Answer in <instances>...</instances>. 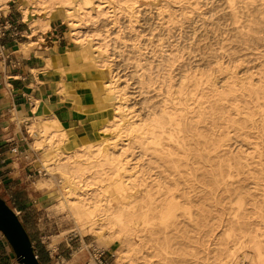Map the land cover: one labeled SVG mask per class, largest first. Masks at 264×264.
I'll return each mask as SVG.
<instances>
[{"label": "rangeland", "instance_id": "1", "mask_svg": "<svg viewBox=\"0 0 264 264\" xmlns=\"http://www.w3.org/2000/svg\"><path fill=\"white\" fill-rule=\"evenodd\" d=\"M130 1L134 2L130 7L135 12V21L132 24L126 16L127 4ZM110 2L113 10L118 11L116 25L110 24L107 16H99L89 25L86 34L96 35L98 41L106 42L108 54L114 53L111 57L115 58L116 71L123 79L128 80L129 102H137L136 107L140 106L143 110L156 101L164 100L165 77L175 84V89H179L182 82L199 80L196 86L189 87L190 95L201 99L205 104L207 100H215L216 96L208 92L206 85L209 68L213 65L206 67L198 62L199 58L219 54L223 62H227L229 58L245 54L255 60L254 64L264 62V0H236L237 21H233L229 16V9L224 0ZM11 6L15 7L16 4L12 2ZM2 10L5 13L7 8L3 7ZM120 10L122 12H119ZM55 23L61 24L63 31H67L65 24L57 20ZM65 37L69 40L71 48L75 47L67 34ZM73 57L77 64H73L71 71L90 74V88L103 82L101 68L84 64L82 57L77 54ZM163 61L165 62L162 65ZM259 68L264 69V65ZM93 104V110L83 115L87 141L73 148L70 145L66 148L62 147L61 140L64 138L59 135L52 137L46 148H41L40 173L38 172L28 184L36 190L38 217L50 219L46 228L51 234L58 235L56 238L52 237L53 244L62 238L77 234L92 241L99 250L111 246L113 253L117 244L107 246V230L104 240H101L86 232L85 227L76 226L70 215L61 209V198L58 194L64 184L56 183L61 174L52 166L49 171L52 176L46 175L41 165L44 151H48L53 157H60L63 153L72 156L95 142L96 139H88L90 131L94 133L97 128L100 130L108 125L105 121L112 117L111 108L107 104L100 101L97 104L93 101ZM186 111L189 110L178 112L186 114ZM158 115L156 114V117ZM194 115L196 114L192 113L190 117ZM237 123L241 125V121ZM216 125L218 131L222 132L225 128V123L219 122ZM200 126H204L201 131L209 133L212 121L202 120ZM243 130L245 135V131H249ZM250 132L251 135L254 131ZM42 136L44 139L45 135ZM103 137L110 139L108 142L117 140L108 132L104 133ZM242 138L249 139V134L233 136L227 144L232 146V155L227 154L209 161L206 159L204 163L191 161L184 165L177 161L172 164L158 155H152L150 150L145 154L137 145L127 148L123 156V162L128 169L125 174L137 184L131 192L139 190L137 201L143 211L150 205L159 209L171 198L180 206L175 212V217L166 224L160 225L156 221V236L160 237L162 242L166 239V245L171 246L170 249L178 253L180 258L186 259L189 264H208L214 260L218 262V259L225 262L228 260L230 249L250 240L252 229L258 228L259 233L264 234V157L263 165L258 166L256 155L252 153L253 146H240L239 141ZM220 139H226L224 134ZM68 141L70 142L69 137L65 138V143L69 144ZM34 148L37 149L35 146ZM241 150H245L242 154L245 158L233 160L232 157ZM223 160H227L230 167ZM103 167L107 172H111L108 165ZM87 181H90V178ZM41 182L43 185H40ZM144 183L148 184L146 188ZM89 194L93 195L91 192ZM101 200V204H104L102 196ZM140 230L145 233L142 226L139 227L138 231ZM35 252L38 254L37 249Z\"/></svg>", "mask_w": 264, "mask_h": 264}, {"label": "bare ground", "instance_id": "2", "mask_svg": "<svg viewBox=\"0 0 264 264\" xmlns=\"http://www.w3.org/2000/svg\"><path fill=\"white\" fill-rule=\"evenodd\" d=\"M8 1L10 0H0L1 9L8 7ZM11 1L17 5L23 21L27 22L32 30L26 34L29 41L20 43V52L27 55L32 47L37 45L31 37L37 33H46L51 22L57 20L66 25L65 34L75 44V47L66 49V60L72 61L73 56L77 54L82 57L84 64L101 68L103 71V82L99 86H92L91 96L94 103L100 101L111 108L112 118L105 121L109 124L100 130L97 128L96 132L91 134L96 140L85 148V151H77L76 155L72 156L63 153L60 157L50 156L48 151H44L42 155L41 168L46 175L52 176L49 172L52 166L61 174L56 180L57 185L64 184L58 194L61 198V209L70 215L76 226L85 227L86 232L101 240H104L107 230V246L117 244L113 251L112 264H189L186 259L173 252L171 246L166 245V239L162 242L160 237L156 236V221L160 225L166 224L175 217V212L180 206L171 198L159 209L150 205L143 211L137 201L139 190L131 192L137 184L127 178L128 174L125 172H128V169L123 162V156L127 148L137 145L145 154L150 150L152 155H158L172 164L177 161L184 165L191 161L204 163L206 159L209 161L227 154L232 155V146L227 144L233 136L249 134V139L242 138L239 144L247 148L253 146L252 153L256 155L257 165L262 166L264 69L259 67L264 65V62L254 64L255 60L245 54L229 58L227 62H223L219 54L199 58L200 64L206 67L213 65L209 68L206 85L208 92L216 96L215 100H207L205 104L201 99L190 95L189 87L196 86L199 80L182 82L179 89H175V84L165 77L164 100L156 101L143 110L140 106L136 107L137 102H129L128 80L123 79L116 71L115 58L111 57L114 53L108 54L106 42L98 41L96 35L86 34L89 25L99 16H107L110 24L116 25L118 11L110 6V0ZM235 1L224 0L233 21L238 20ZM131 3L132 1L127 4L126 15L130 24L135 21ZM257 70L259 71L249 74ZM60 88L63 89V86ZM38 104L35 100L34 112H37ZM184 109L189 111H186V114L178 112ZM192 113L196 115L190 117ZM156 114H159L158 117ZM202 120L212 121L209 133L201 131L204 127L200 126ZM240 121L241 125H238L237 122ZM219 122L225 123L222 132L216 129V123ZM243 129H249L248 132L245 131L246 135ZM250 130L254 131L251 135ZM28 131L35 135L33 145L37 149L46 148V144L55 135L64 138L61 140L62 147L69 146L65 143V129L54 116H36L31 119ZM107 132L117 140L108 142L110 139L103 137ZM223 134L226 137L224 140L220 139ZM42 135H45L44 139ZM226 145L227 147L223 148ZM244 152L245 150L239 151L232 159L236 161L240 157L245 158L242 155ZM223 161L230 167L227 160ZM103 165H108L111 172H107ZM89 178L90 181H87ZM42 183L40 185H43ZM143 186L146 188L148 184L144 183ZM83 187L88 189L82 190ZM101 196L104 204H101ZM153 216L157 218L154 219ZM140 226L145 230L144 234L141 230L138 231ZM228 254L227 261L221 262L218 259V262L214 260L208 264H264V234L259 233L258 228L252 229L250 240L230 249Z\"/></svg>", "mask_w": 264, "mask_h": 264}, {"label": "crops", "instance_id": "3", "mask_svg": "<svg viewBox=\"0 0 264 264\" xmlns=\"http://www.w3.org/2000/svg\"><path fill=\"white\" fill-rule=\"evenodd\" d=\"M12 2L8 1L5 13L2 11V21L11 27L0 40V197L17 213L37 249L40 264H112L111 246L99 250L92 241L77 234L53 244L52 237L58 235L46 228L50 219L38 217L36 190L28 182L40 173L42 149L34 148L35 135L29 133L28 125L36 116H54L65 129L72 148L85 143L83 115L90 113L94 105L91 75L71 71L77 62L66 60L70 42L55 21L47 33L31 37L37 45L27 55L20 52V43L29 41L26 34L32 30ZM35 100L39 103L37 112L33 109ZM91 134L90 131L88 139H93ZM13 148L16 155L11 152ZM0 264H20L1 233Z\"/></svg>", "mask_w": 264, "mask_h": 264}, {"label": "water", "instance_id": "4", "mask_svg": "<svg viewBox=\"0 0 264 264\" xmlns=\"http://www.w3.org/2000/svg\"><path fill=\"white\" fill-rule=\"evenodd\" d=\"M0 233L20 264H40L32 242L18 215L0 197Z\"/></svg>", "mask_w": 264, "mask_h": 264}, {"label": "built area", "instance_id": "5", "mask_svg": "<svg viewBox=\"0 0 264 264\" xmlns=\"http://www.w3.org/2000/svg\"><path fill=\"white\" fill-rule=\"evenodd\" d=\"M2 9H0V40L2 39V37H3V35H4V33L7 31V30H9L10 29V25L8 24V22H6V21H2L3 19H4V16H3V14H2ZM2 21V22H1ZM0 49H3V46H0ZM11 152H12V154L13 155H16L17 154V150H16V148H13L12 150H11ZM17 214V213H16ZM60 262V264H62V261H59Z\"/></svg>", "mask_w": 264, "mask_h": 264}, {"label": "trees", "instance_id": "6", "mask_svg": "<svg viewBox=\"0 0 264 264\" xmlns=\"http://www.w3.org/2000/svg\"><path fill=\"white\" fill-rule=\"evenodd\" d=\"M10 207V206H9ZM11 208V207H10ZM12 209V208H11ZM37 256H38V254H37ZM40 261V260H39Z\"/></svg>", "mask_w": 264, "mask_h": 264}]
</instances>
